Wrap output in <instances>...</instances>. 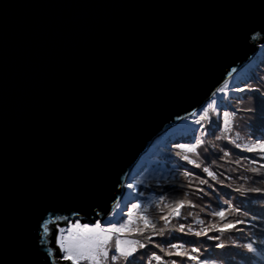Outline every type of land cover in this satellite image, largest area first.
Masks as SVG:
<instances>
[{
    "label": "water",
    "instance_id": "obj_1",
    "mask_svg": "<svg viewBox=\"0 0 264 264\" xmlns=\"http://www.w3.org/2000/svg\"><path fill=\"white\" fill-rule=\"evenodd\" d=\"M258 12L229 0H0L4 264L36 245V189L56 214L108 218L155 138L257 55L238 19Z\"/></svg>",
    "mask_w": 264,
    "mask_h": 264
},
{
    "label": "trees",
    "instance_id": "obj_2",
    "mask_svg": "<svg viewBox=\"0 0 264 264\" xmlns=\"http://www.w3.org/2000/svg\"><path fill=\"white\" fill-rule=\"evenodd\" d=\"M258 43L260 48L257 55L235 75L233 80H230L228 93L213 98L217 101V112L210 113L211 122L205 120L201 121V124L194 123L202 115L201 109L212 99L196 111V116L187 117L178 127L169 129L161 137H156L131 172L128 183L143 181L142 184H137L135 194L139 197V193L142 192L143 196L124 201L125 219L132 203L138 202L141 204V209L137 210L139 214L147 215L156 224L157 229L162 227L166 229L163 235H157L149 228L144 235L132 237L146 245L136 254V264H147L152 253L162 256V262L154 260L153 264H171L172 260H177L178 264H197L196 261L186 258L168 256L155 247L159 244L160 248L167 252L170 247L167 243L169 241L182 244V250L188 251L191 255H199L201 259L214 255L219 258L218 264H244V259L239 253L253 256L239 245L255 241L254 246L258 251L264 247V193L246 191L251 188H264V167H261L264 165V159L257 152H248L244 147L237 148L231 143L234 140L246 146L264 133V110L258 99L260 93L231 90L233 85L247 88L249 84L264 90V84L260 83L264 81V47H261L264 38L258 37ZM224 112H235V116L229 118L231 123L228 132L224 127ZM188 128L202 131L193 134L187 131ZM202 132L207 134L202 135ZM193 136L206 142L197 149L199 156L188 154L200 164V167H195L176 155V152L182 151L177 144L191 142ZM224 153L228 155L225 156ZM253 160L257 162L253 163ZM205 167L216 174L215 180L202 171ZM253 168L259 169L260 172L250 171ZM189 172L191 175H186ZM201 180H207L208 183L201 184ZM238 188L245 191L237 192ZM129 191L131 190L127 189V192ZM180 200L185 201V206L180 209L181 215L170 217L171 223L165 225L159 217L166 215L169 206ZM189 201L195 206L189 205ZM236 209L240 211L237 212ZM220 211L225 212L224 220L216 215ZM237 221L244 223H236ZM226 222L236 223V228L223 234L214 229L209 230L213 225L219 226ZM136 223L142 227L141 221L137 220ZM181 224L184 225L183 232L179 231ZM197 232H207V236H197ZM149 236L152 239L151 243L147 239ZM216 236L220 239H209ZM218 243H224L226 247L216 248L215 245ZM195 248L200 251L193 253L191 250ZM254 258L256 264H264V257Z\"/></svg>",
    "mask_w": 264,
    "mask_h": 264
},
{
    "label": "snow or ice",
    "instance_id": "obj_3",
    "mask_svg": "<svg viewBox=\"0 0 264 264\" xmlns=\"http://www.w3.org/2000/svg\"><path fill=\"white\" fill-rule=\"evenodd\" d=\"M229 6L237 9H249L258 7L259 12L253 16H241L238 19V23L245 29L249 31L250 39L255 40L257 37L264 38V0H229ZM264 47V44H261ZM238 71L237 67H232L227 73L228 77H232L234 73ZM255 79V78H253ZM260 83L264 84V81ZM229 82L225 81L223 87H218L212 93L213 97H216L218 93L226 95L229 91ZM232 91H247L252 93H260L258 99L261 103V108L264 110V90L260 87H252L251 84L247 88H241L233 85ZM223 97H221L222 99ZM202 115L199 119L194 121L195 124H201V121L211 122L210 113L217 112V101L212 99L204 108L201 109ZM190 116H196L197 113L192 111L189 113ZM218 115V113H217ZM235 116V112H224V127L225 131H230L229 125L231 123L230 117ZM175 119L184 120L186 117L177 116ZM187 131L195 133L197 131H202V129L188 128ZM203 133L202 135H206ZM217 139H225V137H217ZM204 139H196L193 136V140L188 143H178L177 147L180 148L181 152H176L177 156L181 159L187 161L189 164H193L195 167H200V164L196 163L195 160L191 159L188 154H196L199 156L197 149L205 145ZM231 143L235 144V147L244 149L248 152H257L264 159V133H262L254 142L249 143L246 146L236 143L234 140ZM215 147V145H212ZM221 151H223L221 149ZM225 156L228 153H224ZM256 163V160L252 161ZM261 167H264L262 165ZM203 172L207 173L208 176L212 177L214 180L217 178L216 174L212 172L209 168L205 167L202 169ZM252 172L259 173L260 170L253 168L250 169ZM186 175H191V173H186ZM143 181H138L136 183H121L119 187L127 188L131 191L122 194L125 200L131 201L138 199L143 196V193H139V197L136 194L137 184H142ZM201 184H207V180H201ZM211 187V186H210ZM203 191V189H199ZM237 192H243L244 189H236ZM246 191L264 193V188H251ZM34 202V211L37 213L36 218V245L30 251L26 249L24 245H19L17 247V259L14 264H136V254L146 245L141 243L139 239L132 238L134 235H144V233L151 228L153 232L157 235H163L166 231L165 228L157 229L156 224L149 219L147 215H141L137 210L141 209L140 203H132L131 209L126 212V222H125V208L121 207L120 200L114 201V209L112 211V216L119 215V219L106 218L105 222L108 225L104 227L101 225L99 220H93L92 225L89 223H81L79 219V210H75L71 215L66 214H56L52 210L45 207L46 194L39 189H36L31 194ZM191 205V202H188ZM227 203V201H225ZM185 206V201L180 200L174 202L169 206V210L166 215L159 217V220H163L165 225L170 224V217H179L181 215L180 209ZM194 207L195 205H191ZM126 207V205H125ZM116 209H119L117 213ZM146 212L147 209H144ZM239 212V209H236ZM135 214V215H134ZM222 220L225 219V212L220 211L216 213ZM256 219V217H253ZM75 220V222H73ZM139 220L142 222V227L136 223ZM236 223H244V221H237ZM236 223H222L221 225H213L209 230H215L218 233H226L234 228H236ZM63 224L64 226H61ZM179 231H184V225L181 224ZM55 233V243L48 240L49 236ZM197 236L205 235L207 232H197ZM149 243L152 242L151 237H147ZM209 239L219 240L220 237H209ZM169 243L170 247L167 252L165 249L160 248L159 244L155 247L160 249L161 253L168 256H176L181 258H186L187 260L196 261L197 264H218V257L214 255H209L204 259H201L199 255H191L188 251L182 250V244ZM255 241L239 245L246 249L247 253H252L253 256H248L246 253H239L244 259V264H256L254 257L260 256L264 257V247L258 248L254 246ZM216 248L223 249L226 247L224 243H218L215 245ZM6 249V241L2 233H0V264H4L3 255ZM174 249V251H173ZM193 253H198L200 249L195 248L191 250ZM111 254V255H110ZM162 262V256L152 253L150 259L147 260V264H153V261ZM171 264H178L177 260H172Z\"/></svg>",
    "mask_w": 264,
    "mask_h": 264
},
{
    "label": "rangeland",
    "instance_id": "obj_4",
    "mask_svg": "<svg viewBox=\"0 0 264 264\" xmlns=\"http://www.w3.org/2000/svg\"><path fill=\"white\" fill-rule=\"evenodd\" d=\"M239 72V71H238ZM237 72V73H238ZM237 73H235L229 80H228V82H230V80L232 79L233 80V78L235 77V75L237 74ZM224 86V84H222L220 87H223ZM229 87H230V85H229ZM221 94L219 93V94H217V96H220ZM214 97L213 96H211L206 102H209V100H211V99H213ZM197 110H199V109H197ZM196 110V111H197ZM195 111V112H196ZM190 116V115H189ZM189 116H186V119H187V117H189ZM183 121H185V119L184 120H179L176 124H174L172 127H170L169 129L171 130V129H174V128H176V127H178ZM169 129H167L166 131H164L163 133H161L158 137H161L165 132H167V131H169ZM124 201H125V198L123 199V201H122V203H121V207H123V205H124ZM116 211H117V213H119V209H116ZM112 217V214L108 217V218H111ZM118 217H119V215H117V216H113L112 217V219H118ZM81 222V221H80ZM100 222V221H99ZM125 222H126V219H125ZM82 223V222H81ZM90 224V226L92 225L91 223H89ZM101 225L102 226H104V227H107L108 225L106 224V222H105V220L103 221V223H101ZM55 242V241H54Z\"/></svg>",
    "mask_w": 264,
    "mask_h": 264
},
{
    "label": "clouds",
    "instance_id": "obj_5",
    "mask_svg": "<svg viewBox=\"0 0 264 264\" xmlns=\"http://www.w3.org/2000/svg\"><path fill=\"white\" fill-rule=\"evenodd\" d=\"M260 48V47H259Z\"/></svg>",
    "mask_w": 264,
    "mask_h": 264
}]
</instances>
